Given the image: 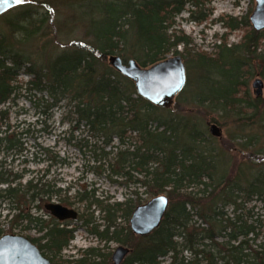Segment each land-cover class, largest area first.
Instances as JSON below:
<instances>
[{
    "label": "trees",
    "instance_id": "obj_1",
    "mask_svg": "<svg viewBox=\"0 0 264 264\" xmlns=\"http://www.w3.org/2000/svg\"><path fill=\"white\" fill-rule=\"evenodd\" d=\"M65 1L70 18L84 26V38L60 49L53 46L49 52L45 46L34 49L31 44L44 37L45 25L53 22L50 3L27 0L1 14L0 105L17 94L19 76H29L27 87L47 95L41 113L49 116L64 101L71 128L87 131L91 142L83 139L80 147H89L93 156L85 166L111 182L131 184L135 197L109 202L87 185L69 193L70 185L55 187L38 176L22 182L23 173L1 165L0 184L6 187L0 188V197L8 199L14 211L7 214L11 216L8 229L37 227L42 235L28 237L51 264H114L97 247L73 260L61 257L74 228L29 213L33 202L57 198L66 206H76L82 225L100 240L130 248L120 264H163L166 256V264H264V249L256 244L258 226L252 220V207H247L252 200L264 203V157L254 160L264 149L246 152L243 160L230 164L219 140L201 124L204 117L183 108L215 114L210 120L220 124L232 116V122L242 127H257L258 134H245L239 143L243 150L264 139V99L251 98L241 79L250 71L248 61L253 58L261 61L264 77L263 30H255L243 19L249 28L238 43L228 45L222 40L207 52L195 50L189 36L173 28L175 17L187 5L201 7L199 0ZM42 7L45 12L39 14ZM190 12L194 20L204 19L203 12L196 16ZM226 26L236 29L239 21L231 17ZM111 54L123 62L132 58L142 67L179 54L187 76L174 105L163 109L140 96L134 81L109 64ZM209 65L214 72L208 71ZM5 140L0 136V143ZM137 188H144L149 199L161 193L169 198L159 226L144 236L134 234L128 224L133 208L144 200ZM92 206L105 223L101 230L92 213L87 214ZM184 251L190 254L188 260Z\"/></svg>",
    "mask_w": 264,
    "mask_h": 264
},
{
    "label": "rangeland",
    "instance_id": "obj_2",
    "mask_svg": "<svg viewBox=\"0 0 264 264\" xmlns=\"http://www.w3.org/2000/svg\"><path fill=\"white\" fill-rule=\"evenodd\" d=\"M199 1L202 2L201 7L197 9L194 6L187 5L186 9L175 17L173 28L188 35L193 42L195 50L211 52L213 51V45L220 43L222 40L228 45L238 43L249 28L242 23V20L248 19L249 21V16L256 4L255 0ZM44 2L50 3L52 8H54V12L51 13V15L54 14L53 22L49 26L45 25L46 35L39 38L35 44H31L34 49L45 46V51L49 52L53 46H56V49H60L71 40H82L84 38V26L70 18L71 9L65 0H44ZM17 11L18 9H14V12ZM77 11L80 12L81 10ZM190 11H193L195 16L198 12H203L204 19L200 21L194 20ZM38 12L43 14L45 9H39ZM231 17L239 21V26L236 29H230L226 26V22ZM0 26L4 27L2 15L0 16ZM262 35L264 36V30ZM260 48L263 51L264 45L260 46ZM182 49L181 45L178 46L179 51H182ZM257 52H259V49ZM248 64L250 71H246L241 77L244 80V89L247 90L251 98L257 97L254 94L252 82L254 79L260 78L263 81L260 98L264 99V77L260 73L261 61L253 58L248 61ZM214 70V66H208L210 73L214 72ZM28 77L26 74L20 75L18 79L21 87L17 94L5 104L0 105V109L3 110V114L0 117V136L6 138L5 141L0 143V166L2 165V169L10 170L12 173H23L22 182L32 176H38L49 181L55 187L64 188L70 185L69 193H74L80 189L81 185H87L88 190L94 189L99 198L108 197L109 202L115 200L123 201L128 196L135 197L130 193L134 189L131 184L119 185L116 182H111L103 174L97 175L85 166L89 162L91 163L90 160L93 156L89 151V147H80L83 139L88 140L89 143L91 142L87 131L82 127L77 130L71 128L67 119L71 116L66 114L64 101L50 110L49 116L41 113L43 108H45L43 98H46L47 95L45 92L33 88L29 89L25 84ZM175 101L176 99H174L173 105ZM191 107L186 105L183 108L204 117L205 121L201 124L207 132L208 122H215L220 126L222 137L217 138L219 140L218 146L225 151L230 164L243 160V155L246 152L256 151L259 148L264 149V139L255 142L254 145L247 147L246 150L241 149V146H239V143L245 140V134H258L257 127H242L232 122V116L226 117L224 124H220L210 120L212 115L216 116L215 114L203 115L202 112L198 110V113L196 109ZM116 143L114 140V144ZM106 149L108 150L109 148ZM112 149L115 151V148ZM262 157H264V153H257V158L254 160L257 161L258 158ZM116 179L121 180L120 178ZM4 187H6L5 184H0V188ZM137 190L139 196L144 198L142 202L149 199L143 193L144 188H137ZM53 200L57 201V198H53ZM45 202L39 200L30 204L29 213L32 216L38 215L50 221L49 217L45 215L46 211L43 208ZM37 204H40L41 207L37 208L35 206ZM11 205L12 203L8 199L0 197V228L3 230L2 234L18 233L32 237L41 236L42 232L37 231V227L34 225H31L28 229H22V225H17L11 231L8 229L7 220L11 216L7 214L14 212L11 210ZM73 207L76 208V206ZM247 207H252V220L258 226L259 235L256 244L261 245L258 249H264V203L252 200ZM89 213H92L95 223L99 224L98 229H103L105 223L101 219L98 210L92 206L87 211V214ZM193 219L198 220L196 216ZM119 222L121 224L125 223L123 220ZM22 224H25V222ZM65 224L68 227H73L74 232L73 238L61 252V257L64 260L80 258L84 251L90 247L99 248L105 258H110L114 248L119 244L116 241L105 242L100 240L98 236L88 230L87 226L82 225L78 217L75 220H68ZM183 256L188 260L190 254L184 251ZM98 259L100 258H96V260ZM162 260L163 264H166L169 257L166 256Z\"/></svg>",
    "mask_w": 264,
    "mask_h": 264
},
{
    "label": "water",
    "instance_id": "obj_3",
    "mask_svg": "<svg viewBox=\"0 0 264 264\" xmlns=\"http://www.w3.org/2000/svg\"><path fill=\"white\" fill-rule=\"evenodd\" d=\"M255 2L249 22L255 30H264V0H255ZM22 3H16L15 0H0V15ZM107 60L115 70L134 81L140 96L163 109L172 107L176 95L186 83V68L179 54L169 55L148 67L140 66L132 58L123 62L122 58L116 54L108 55ZM252 87L256 96L262 95L263 81L260 78L254 79ZM207 124L211 136L222 137L218 124L215 122ZM168 204V196L161 193L136 205L128 218L131 231L139 236L152 232L159 226ZM43 207L60 221L75 220L78 216V211L74 207L59 202H47ZM129 252V247L118 244L111 253L112 262L120 264ZM0 264H51V262L27 236L4 233L0 235Z\"/></svg>",
    "mask_w": 264,
    "mask_h": 264
},
{
    "label": "flooded vegetation",
    "instance_id": "obj_4",
    "mask_svg": "<svg viewBox=\"0 0 264 264\" xmlns=\"http://www.w3.org/2000/svg\"><path fill=\"white\" fill-rule=\"evenodd\" d=\"M47 202H59L58 200L57 201H54L53 200V198L52 199H50V200H46V202L45 203H47ZM44 203V204H45ZM60 203V202H59ZM44 204H43V206H44ZM62 204V203H61ZM64 205V204H63ZM73 207V206H72ZM44 208V207H43ZM75 208V207H74ZM45 209V208H44ZM76 209V208H75ZM77 210V209H76ZM45 211H46V213H45V215H47L48 217H49V219L50 218H52L53 216L52 215H50L49 214V212L45 209ZM78 211V210H77ZM78 217V216H77ZM55 222H59L61 225H63V224H65V223H67L68 222V220H71V219H66V220H58V219H56V218H52ZM28 237V236H27ZM29 238V237H28ZM30 239V238H29ZM119 243V242H118ZM35 244V243H34ZM119 244H122V243H119ZM36 245V244H35ZM124 245V244H123ZM37 246V245H36ZM126 246V245H125ZM111 258V257H110ZM112 261V260H111Z\"/></svg>",
    "mask_w": 264,
    "mask_h": 264
},
{
    "label": "snow or ice",
    "instance_id": "obj_5",
    "mask_svg": "<svg viewBox=\"0 0 264 264\" xmlns=\"http://www.w3.org/2000/svg\"><path fill=\"white\" fill-rule=\"evenodd\" d=\"M16 3H22L24 0H15Z\"/></svg>",
    "mask_w": 264,
    "mask_h": 264
}]
</instances>
